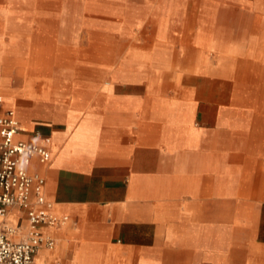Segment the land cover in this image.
<instances>
[{"label": "crops", "instance_id": "0c3cea01", "mask_svg": "<svg viewBox=\"0 0 264 264\" xmlns=\"http://www.w3.org/2000/svg\"><path fill=\"white\" fill-rule=\"evenodd\" d=\"M101 1L92 68L111 81L85 99L53 95L52 59L11 31L0 0V115L14 109L16 139L51 150L30 172L70 217L42 226L57 245L36 264H264V0ZM8 221L25 232L27 209Z\"/></svg>", "mask_w": 264, "mask_h": 264}, {"label": "rangeland", "instance_id": "374dc122", "mask_svg": "<svg viewBox=\"0 0 264 264\" xmlns=\"http://www.w3.org/2000/svg\"><path fill=\"white\" fill-rule=\"evenodd\" d=\"M9 10L5 14L8 27L29 38V46L52 63L45 68V76L51 80L53 95L68 98L80 87L85 99H94L98 95L94 89L102 82H110L111 74L98 73L95 67L98 60L94 45L95 37L91 32H100L101 24L110 21V14L102 7L101 0H8ZM24 42V41H23ZM112 44L104 37V55L99 60L111 64ZM128 44L121 42L117 48L126 53ZM31 49V48H30ZM30 53H33L30 50ZM125 59V58H123ZM122 60V57H120ZM12 67V64L9 65ZM14 76L15 73H13ZM168 75L163 82L167 83ZM16 80V77L13 78ZM191 79L184 75L181 81ZM91 88V89H89ZM77 92V91H76ZM22 110L31 111L36 107L31 97L21 96ZM21 119V118H20ZM200 124V123H198ZM59 126H62L60 124Z\"/></svg>", "mask_w": 264, "mask_h": 264}, {"label": "built area", "instance_id": "2783aa9c", "mask_svg": "<svg viewBox=\"0 0 264 264\" xmlns=\"http://www.w3.org/2000/svg\"><path fill=\"white\" fill-rule=\"evenodd\" d=\"M21 130L14 109L0 115V264H36L41 248L54 249L57 245V240L45 234L42 226L61 227L70 220L68 215L53 212V203L44 194L45 178L30 172L34 158L41 163L52 159L51 150L42 144L17 140ZM33 193L39 208L32 203ZM14 207L27 209L29 226L25 232L8 221Z\"/></svg>", "mask_w": 264, "mask_h": 264}]
</instances>
